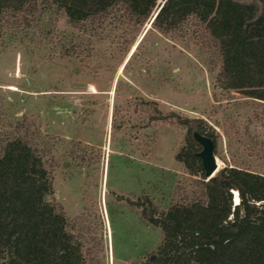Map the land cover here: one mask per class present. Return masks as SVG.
<instances>
[{
    "label": "rangeland",
    "instance_id": "obj_1",
    "mask_svg": "<svg viewBox=\"0 0 264 264\" xmlns=\"http://www.w3.org/2000/svg\"><path fill=\"white\" fill-rule=\"evenodd\" d=\"M156 10L140 26L106 20L93 35L38 10L0 45V135L40 131L50 199L81 235L86 264H145L160 230L133 203L148 194L162 210L197 189L174 158L187 132L175 115L214 131L218 169L264 173V102L215 87L209 38L159 33Z\"/></svg>",
    "mask_w": 264,
    "mask_h": 264
},
{
    "label": "trees",
    "instance_id": "obj_2",
    "mask_svg": "<svg viewBox=\"0 0 264 264\" xmlns=\"http://www.w3.org/2000/svg\"><path fill=\"white\" fill-rule=\"evenodd\" d=\"M161 1L150 23L153 29L195 38L202 30L219 55L215 87L264 102V0ZM160 3L0 0V45L6 33L16 34L17 23L38 10L63 12L93 35L106 20L140 26ZM189 22L198 28L189 29ZM175 116L187 132L174 158L186 173L199 177L197 189L162 210L148 194L133 203L145 222L160 230L145 264H264V173L225 165L206 179L193 132L209 136L214 148L215 133L201 118ZM39 137L38 129L28 128L0 135V264H86L81 235L50 199V157L38 146Z\"/></svg>",
    "mask_w": 264,
    "mask_h": 264
},
{
    "label": "water",
    "instance_id": "obj_3",
    "mask_svg": "<svg viewBox=\"0 0 264 264\" xmlns=\"http://www.w3.org/2000/svg\"><path fill=\"white\" fill-rule=\"evenodd\" d=\"M163 1H161L157 10L153 13L150 23L154 16L156 15L158 9L162 5ZM193 138L197 141L200 145V150L196 153L201 161V166L203 169L204 176L207 178L211 177L218 169V163L216 161V157L214 155V142L213 140L204 134L199 133L198 131L193 132ZM237 199H236V198ZM233 197L234 204L238 201V196Z\"/></svg>",
    "mask_w": 264,
    "mask_h": 264
},
{
    "label": "bare ground",
    "instance_id": "obj_4",
    "mask_svg": "<svg viewBox=\"0 0 264 264\" xmlns=\"http://www.w3.org/2000/svg\"><path fill=\"white\" fill-rule=\"evenodd\" d=\"M134 46H135V45L132 46L131 52L133 51ZM131 52H130V53H131ZM126 58H127V57H126ZM126 58H125V59H126ZM127 59H128V58H127ZM121 68H122V65L119 67V69H121ZM9 88H10V89H15V88L12 87V86H9ZM235 198H236V197H235ZM236 199H237V198H236Z\"/></svg>",
    "mask_w": 264,
    "mask_h": 264
}]
</instances>
